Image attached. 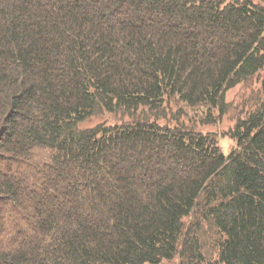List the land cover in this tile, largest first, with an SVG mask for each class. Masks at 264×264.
<instances>
[{
  "label": "trees",
  "instance_id": "trees-1",
  "mask_svg": "<svg viewBox=\"0 0 264 264\" xmlns=\"http://www.w3.org/2000/svg\"><path fill=\"white\" fill-rule=\"evenodd\" d=\"M0 264H264V0H0Z\"/></svg>",
  "mask_w": 264,
  "mask_h": 264
},
{
  "label": "rangeland",
  "instance_id": "rangeland-1",
  "mask_svg": "<svg viewBox=\"0 0 264 264\" xmlns=\"http://www.w3.org/2000/svg\"><path fill=\"white\" fill-rule=\"evenodd\" d=\"M257 88H258V85H257L255 80H254V82H252L250 84L242 83V84H239V85L231 88L227 92V95H226V100L230 104V109H229L228 113L218 123H213V124L212 123H209V124L198 123L197 125L194 124L197 121H195V122L192 121V118L194 117V111L192 109L189 110L190 114H186L187 116H182V117H180V119L182 120V122L184 124H188V125L194 124L196 126V128H198L199 130H202L204 132L210 131V132L218 133L220 136L219 137V143H220L222 149L225 152H229L231 150V148L234 146L235 141L232 140L229 136H225V134L223 132L229 130L230 127H232L234 125L237 112L242 111L243 108H247L246 106L249 107L250 102H251L249 100L252 97L253 92ZM176 110L177 109L174 108L173 116L175 115ZM170 116H171V118H170L171 121H169V122L171 123V125L176 124L178 122L176 120V118H173L172 115H170ZM116 119H117L116 116L112 115V114H110V115H107V114L106 115H97L91 119H88V121H86L82 125L84 127H87V126L89 127V126H94L100 122L114 123V122H116ZM160 122L166 123V120L161 119ZM46 151L47 150L40 151V153H42L40 156V159L45 160V158L47 157ZM31 162L35 163V164H39L38 159H32ZM11 214H12V212L10 211V216H11ZM13 215L15 217H17L16 213H14ZM12 220H13V217H10L9 222L7 221V226H9V228L11 227Z\"/></svg>",
  "mask_w": 264,
  "mask_h": 264
}]
</instances>
